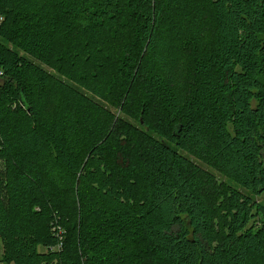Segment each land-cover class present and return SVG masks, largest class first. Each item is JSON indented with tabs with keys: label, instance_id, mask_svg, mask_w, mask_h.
<instances>
[{
	"label": "trees",
	"instance_id": "trees-1",
	"mask_svg": "<svg viewBox=\"0 0 264 264\" xmlns=\"http://www.w3.org/2000/svg\"><path fill=\"white\" fill-rule=\"evenodd\" d=\"M0 14V264H264V0Z\"/></svg>",
	"mask_w": 264,
	"mask_h": 264
},
{
	"label": "built area",
	"instance_id": "built-area-1",
	"mask_svg": "<svg viewBox=\"0 0 264 264\" xmlns=\"http://www.w3.org/2000/svg\"><path fill=\"white\" fill-rule=\"evenodd\" d=\"M3 21V16L0 14V24L1 22ZM60 235V233H58ZM62 246L61 243H59L56 247H51L50 250H56V249H60ZM54 264H57V263H54Z\"/></svg>",
	"mask_w": 264,
	"mask_h": 264
},
{
	"label": "rangeland",
	"instance_id": "rangeland-1",
	"mask_svg": "<svg viewBox=\"0 0 264 264\" xmlns=\"http://www.w3.org/2000/svg\"><path fill=\"white\" fill-rule=\"evenodd\" d=\"M262 198H264V195H263V197ZM41 249V251H49L50 250V248L49 247H41L40 248ZM2 243H1V240H0V254L2 253Z\"/></svg>",
	"mask_w": 264,
	"mask_h": 264
}]
</instances>
